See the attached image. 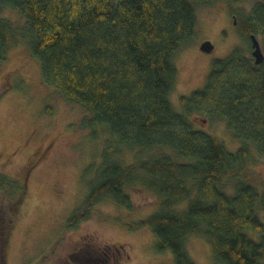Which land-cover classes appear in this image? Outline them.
<instances>
[{
	"label": "trees",
	"instance_id": "obj_1",
	"mask_svg": "<svg viewBox=\"0 0 264 264\" xmlns=\"http://www.w3.org/2000/svg\"><path fill=\"white\" fill-rule=\"evenodd\" d=\"M213 1L229 5L247 46L214 60L203 86L181 95L177 110L170 100L174 57L194 34L196 10ZM250 1L247 12L230 7ZM6 8L25 22L0 17V66L12 48L28 47L42 82L91 114L84 121L90 137L107 135L66 229L105 200L134 211L126 188L138 179L156 196L157 209L133 228L149 226L174 264H195L186 248L194 235L211 245L218 264H264V180L261 187L254 182L250 165L252 149L264 156V60L256 64L250 54L252 34L264 53V0H0V14ZM197 114L223 119L239 147L229 150L195 127ZM136 149L161 152L126 163L123 150ZM0 191L1 215L12 219L25 182L0 174ZM9 218L0 220V247Z\"/></svg>",
	"mask_w": 264,
	"mask_h": 264
},
{
	"label": "rangeland",
	"instance_id": "obj_2",
	"mask_svg": "<svg viewBox=\"0 0 264 264\" xmlns=\"http://www.w3.org/2000/svg\"><path fill=\"white\" fill-rule=\"evenodd\" d=\"M252 3L230 7L239 14L242 10L249 11ZM234 16L224 1H213L196 10L194 34L189 44L174 57L178 77L170 100L175 109H180L178 99L181 95H189L203 86L214 60L226 57L236 46H247L235 29ZM0 17L25 22L11 8L4 9ZM204 40L214 45L211 52L200 50ZM26 49L22 46L12 48L6 63L0 66V174L19 183L25 182L21 206L12 217L13 228L7 231L10 237L5 263L35 264L44 256H41L43 252L55 245L53 258L63 257L70 247L84 243L93 247L126 243L132 247L134 264H174L169 249H157V238L149 226L133 228L157 209L156 196L138 179L126 188L134 211L105 200L95 204L87 218L76 226L64 227L71 212L82 207L89 182L95 176V168L90 165L100 163L107 135L90 137L91 129L84 126V121L90 120L91 114L45 85L41 80L40 63L30 56L29 48ZM204 118L202 114L195 115V127L218 138L229 150L239 147L241 140L231 135L223 119ZM101 128L103 124L95 127L98 132ZM123 151L126 163L161 152ZM251 153L254 182L261 187L264 156L254 149ZM1 208L0 191V220L5 223L9 216L7 212L1 215ZM186 248L195 264H218L205 238L190 236Z\"/></svg>",
	"mask_w": 264,
	"mask_h": 264
},
{
	"label": "flooded vegetation",
	"instance_id": "obj_3",
	"mask_svg": "<svg viewBox=\"0 0 264 264\" xmlns=\"http://www.w3.org/2000/svg\"><path fill=\"white\" fill-rule=\"evenodd\" d=\"M13 220L10 222V231L13 228ZM10 231L6 235L3 245L0 247V264L5 263V253L7 251ZM55 244V243H54ZM56 245L50 247L41 254L43 257L37 259L35 264H134L130 245L126 243L105 244L102 247H93L87 243L70 247L63 257L53 258ZM97 249H101L102 252ZM47 261V263H44Z\"/></svg>",
	"mask_w": 264,
	"mask_h": 264
},
{
	"label": "water",
	"instance_id": "obj_4",
	"mask_svg": "<svg viewBox=\"0 0 264 264\" xmlns=\"http://www.w3.org/2000/svg\"><path fill=\"white\" fill-rule=\"evenodd\" d=\"M235 23V20L233 21ZM250 41H251V47H252V51L251 54L254 58V62L256 64H260L263 62L264 60V53L262 51L260 42L258 40V38L252 34L250 36ZM200 50L203 52H211L213 50L214 45L212 44L211 41L209 40H204L201 44H200Z\"/></svg>",
	"mask_w": 264,
	"mask_h": 264
}]
</instances>
